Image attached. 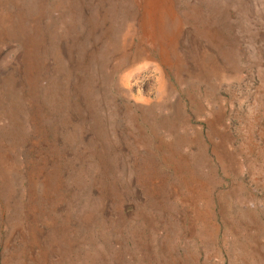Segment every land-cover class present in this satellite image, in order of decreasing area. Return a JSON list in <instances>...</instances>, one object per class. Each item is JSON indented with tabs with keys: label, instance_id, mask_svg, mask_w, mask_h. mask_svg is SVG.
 Segmentation results:
<instances>
[{
	"label": "rangeland",
	"instance_id": "1",
	"mask_svg": "<svg viewBox=\"0 0 264 264\" xmlns=\"http://www.w3.org/2000/svg\"><path fill=\"white\" fill-rule=\"evenodd\" d=\"M0 264H264V0H0Z\"/></svg>",
	"mask_w": 264,
	"mask_h": 264
}]
</instances>
